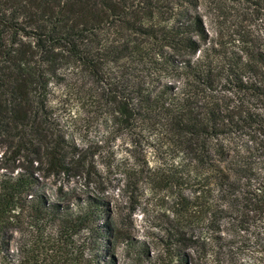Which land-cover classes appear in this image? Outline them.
Here are the masks:
<instances>
[{
  "label": "trees",
  "instance_id": "1",
  "mask_svg": "<svg viewBox=\"0 0 264 264\" xmlns=\"http://www.w3.org/2000/svg\"><path fill=\"white\" fill-rule=\"evenodd\" d=\"M53 86L122 143L127 194L141 177L167 192L151 241L102 222L96 152ZM192 250L264 264V0H0V264H198Z\"/></svg>",
  "mask_w": 264,
  "mask_h": 264
},
{
  "label": "rangeland",
  "instance_id": "2",
  "mask_svg": "<svg viewBox=\"0 0 264 264\" xmlns=\"http://www.w3.org/2000/svg\"><path fill=\"white\" fill-rule=\"evenodd\" d=\"M201 12L206 14L204 10ZM63 88L53 86L50 96L51 104L55 107V113L68 135L72 136L79 145L91 146L96 152L94 163L98 172V182L88 191L97 193L110 205L109 217L103 216L102 222L110 219L117 229L126 235L151 241L163 230V227L169 226L171 202L167 192L159 191L158 188L154 193L150 192L149 183L141 177L137 194L134 196L127 194L123 187L124 172L131 164H125L126 161H122L126 156L121 150L122 143L119 140L116 142L108 140L99 124L86 120L77 102L66 98ZM58 102L59 105H56ZM149 162L153 164L154 159L151 157ZM57 182L53 179L48 182V185L51 188ZM59 184L60 182L57 186ZM117 254L121 256L120 248H117ZM192 254L198 264H214L213 256L204 258L201 255L200 258L199 253L193 250ZM221 260L222 264H248V262H240L239 255L237 257L230 253H227V256L223 255Z\"/></svg>",
  "mask_w": 264,
  "mask_h": 264
}]
</instances>
